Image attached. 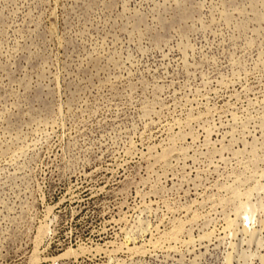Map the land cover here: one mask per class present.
Here are the masks:
<instances>
[{"label": "rangeland", "instance_id": "rangeland-1", "mask_svg": "<svg viewBox=\"0 0 264 264\" xmlns=\"http://www.w3.org/2000/svg\"><path fill=\"white\" fill-rule=\"evenodd\" d=\"M0 264H264V0H0Z\"/></svg>", "mask_w": 264, "mask_h": 264}]
</instances>
